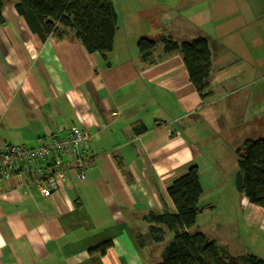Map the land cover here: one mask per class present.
Listing matches in <instances>:
<instances>
[{"label":"crops","instance_id":"crops-1","mask_svg":"<svg viewBox=\"0 0 264 264\" xmlns=\"http://www.w3.org/2000/svg\"><path fill=\"white\" fill-rule=\"evenodd\" d=\"M112 2L117 27L113 48L103 57L86 52L72 34L41 41L17 13L15 0H4L0 149L33 147L76 127L91 135V161L83 177L65 173L47 198L29 184L20 186V177L0 178V264H156L171 231L156 224L151 212L175 210L167 191L173 180L196 165L203 183L199 201L208 199L202 179L213 134L226 135L228 119L239 118L242 130L252 123L264 131V107L245 122L238 114L244 105L240 90L228 87L231 78L264 90L261 71L254 77L264 63V0ZM164 36L208 39L207 99L190 83L180 53L163 51ZM142 37L157 43L150 60L138 51ZM218 38L235 43L230 52L251 59L254 69L228 61L230 52H214ZM234 168L233 185L236 161ZM238 199L247 231L263 241L252 248L217 243L233 256L264 259V209L241 194ZM105 242L104 253L96 250Z\"/></svg>","mask_w":264,"mask_h":264},{"label":"trees","instance_id":"trees-1","mask_svg":"<svg viewBox=\"0 0 264 264\" xmlns=\"http://www.w3.org/2000/svg\"><path fill=\"white\" fill-rule=\"evenodd\" d=\"M3 3L0 0V21ZM14 6L30 31L43 42L72 34L88 53L105 57L113 48L117 15L112 0H15ZM162 43L165 53H180L190 83L202 100L207 99L212 94L208 39L197 36L179 42L164 36ZM156 44L145 37L138 40V51L144 60H150ZM235 156L234 188L248 202L264 209V138L244 140L235 149ZM167 191L175 210L151 212L156 224L171 231L156 264H264L263 258L252 254L233 256L226 247L193 230L198 214L209 207L199 203L203 185L196 165L175 178ZM108 246L109 242H105L96 250L104 253Z\"/></svg>","mask_w":264,"mask_h":264},{"label":"rangeland","instance_id":"rangeland-1","mask_svg":"<svg viewBox=\"0 0 264 264\" xmlns=\"http://www.w3.org/2000/svg\"><path fill=\"white\" fill-rule=\"evenodd\" d=\"M211 38V37H210ZM213 41L211 44L212 50L230 52V49L235 46V43H231L227 40ZM160 43V42H159ZM234 52V49H233ZM228 61H235L236 65L242 68L251 67L254 69L251 59H240L237 57L236 53H225ZM245 60L248 61L245 64ZM245 68V69H246ZM256 73L254 75L255 80L259 76L257 74L258 70L261 71L260 77H262L261 83L264 82V63L256 68ZM237 77V76H236ZM221 76L217 77L218 82ZM239 79L231 80L229 79L228 87L230 90L234 88H239L240 96L239 100L244 105L239 108V116H241L245 122L251 119V116H256V112L264 107V90H253L252 87L238 86L237 82ZM239 83V82H238ZM217 86V85H216ZM261 86V85H260ZM214 86H212L213 88ZM224 93V91H222ZM236 95L230 96V99H234ZM254 103L257 104L254 108ZM253 110V111H252ZM252 112V114H251ZM248 126L247 129L242 130L240 118L239 119H228L226 126L228 127L226 135L216 133L213 134V144L211 150L212 154H208V158H205L207 164L204 167V172L206 177L202 179L204 181V189L207 190L206 194L208 199L199 201L200 205L210 203L209 210L205 211L200 217H197L196 225L193 230L202 231V233L208 239L215 240L216 242L231 244V242L243 247L252 248L261 245L262 237H260L261 242L255 238L253 239V232L247 231V225L243 223V215L241 213V205H238L240 193L236 191L233 183H231V178L235 172V149L243 144L246 139H257L264 138V131L260 130L259 126H252V123H245ZM203 185V183H202ZM212 210V211H210ZM252 243V244H251ZM237 255L240 254L235 252Z\"/></svg>","mask_w":264,"mask_h":264},{"label":"built area","instance_id":"built-area-1","mask_svg":"<svg viewBox=\"0 0 264 264\" xmlns=\"http://www.w3.org/2000/svg\"><path fill=\"white\" fill-rule=\"evenodd\" d=\"M90 139V133L75 127L33 147L5 145L0 149V178L20 177V186L29 184L41 197H50L68 171L85 175L91 161L86 154ZM36 160L41 162L38 168L32 165Z\"/></svg>","mask_w":264,"mask_h":264}]
</instances>
